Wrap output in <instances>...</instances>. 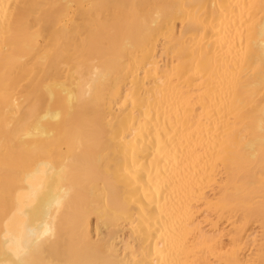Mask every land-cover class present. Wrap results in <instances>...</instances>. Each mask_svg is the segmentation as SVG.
<instances>
[{
	"label": "bare ground",
	"instance_id": "6f19581e",
	"mask_svg": "<svg viewBox=\"0 0 264 264\" xmlns=\"http://www.w3.org/2000/svg\"><path fill=\"white\" fill-rule=\"evenodd\" d=\"M0 264H264V0H0Z\"/></svg>",
	"mask_w": 264,
	"mask_h": 264
}]
</instances>
